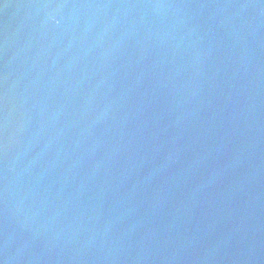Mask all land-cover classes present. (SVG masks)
Wrapping results in <instances>:
<instances>
[{
  "label": "water",
  "instance_id": "95a60500",
  "mask_svg": "<svg viewBox=\"0 0 264 264\" xmlns=\"http://www.w3.org/2000/svg\"><path fill=\"white\" fill-rule=\"evenodd\" d=\"M0 264H264V0H0Z\"/></svg>",
  "mask_w": 264,
  "mask_h": 264
}]
</instances>
